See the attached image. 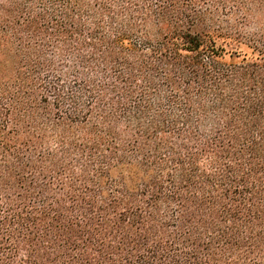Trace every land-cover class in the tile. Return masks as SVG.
I'll list each match as a JSON object with an SVG mask.
<instances>
[{"label":"trees","instance_id":"16d2710c","mask_svg":"<svg viewBox=\"0 0 264 264\" xmlns=\"http://www.w3.org/2000/svg\"><path fill=\"white\" fill-rule=\"evenodd\" d=\"M0 264H264V0H0Z\"/></svg>","mask_w":264,"mask_h":264}]
</instances>
